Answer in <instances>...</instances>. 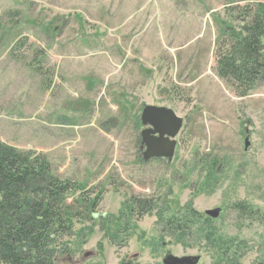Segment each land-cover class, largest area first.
<instances>
[{
  "label": "rangeland",
  "instance_id": "obj_1",
  "mask_svg": "<svg viewBox=\"0 0 264 264\" xmlns=\"http://www.w3.org/2000/svg\"><path fill=\"white\" fill-rule=\"evenodd\" d=\"M257 3L0 0V143L45 160L75 188L68 203L99 197L91 214L74 206L85 218L58 237L57 264H264V81L237 96L215 62L223 22ZM145 105L183 119L170 161L142 159ZM173 212L185 230L164 228Z\"/></svg>",
  "mask_w": 264,
  "mask_h": 264
},
{
  "label": "trees",
  "instance_id": "obj_2",
  "mask_svg": "<svg viewBox=\"0 0 264 264\" xmlns=\"http://www.w3.org/2000/svg\"><path fill=\"white\" fill-rule=\"evenodd\" d=\"M243 20L239 28L223 22L226 39L215 52L217 75L232 81L240 97L264 81V3H257ZM74 191L69 182L50 174L45 160L0 143V264H57L65 253L56 249L58 237L67 234L74 219L85 218L84 212L91 214L99 202L98 196L90 200L81 195L68 203L66 198ZM233 206L247 213L245 204ZM140 207L137 213L142 214L151 206ZM189 207L188 215L200 216ZM186 218L173 212L164 220V228L183 231Z\"/></svg>",
  "mask_w": 264,
  "mask_h": 264
},
{
  "label": "water",
  "instance_id": "obj_3",
  "mask_svg": "<svg viewBox=\"0 0 264 264\" xmlns=\"http://www.w3.org/2000/svg\"><path fill=\"white\" fill-rule=\"evenodd\" d=\"M140 123L143 129L140 131L143 161L153 158L170 161L174 156L176 147L175 137L180 131L183 119L178 117L171 109L145 105L140 114ZM243 150L250 147V133L244 129ZM221 213L220 208L204 211L211 219H217ZM86 253L85 256H88ZM200 255L175 256L166 253L161 259V264H199Z\"/></svg>",
  "mask_w": 264,
  "mask_h": 264
},
{
  "label": "flooded vegetation",
  "instance_id": "obj_4",
  "mask_svg": "<svg viewBox=\"0 0 264 264\" xmlns=\"http://www.w3.org/2000/svg\"><path fill=\"white\" fill-rule=\"evenodd\" d=\"M68 259L70 260L71 258L68 256ZM125 263H127V262H125Z\"/></svg>",
  "mask_w": 264,
  "mask_h": 264
}]
</instances>
